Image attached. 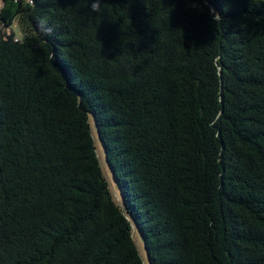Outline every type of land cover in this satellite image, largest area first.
<instances>
[{
  "label": "trees",
  "instance_id": "16d2710c",
  "mask_svg": "<svg viewBox=\"0 0 264 264\" xmlns=\"http://www.w3.org/2000/svg\"><path fill=\"white\" fill-rule=\"evenodd\" d=\"M15 19L0 264H143L132 225L147 264H264V0H10Z\"/></svg>",
  "mask_w": 264,
  "mask_h": 264
},
{
  "label": "rangeland",
  "instance_id": "374dc122",
  "mask_svg": "<svg viewBox=\"0 0 264 264\" xmlns=\"http://www.w3.org/2000/svg\"><path fill=\"white\" fill-rule=\"evenodd\" d=\"M9 4H10V0H0V10L9 6ZM0 31H5L6 33L11 32V33H13V35L16 39H19L21 37V33H20L16 19L12 22L10 27H6V28L3 26L2 22L0 21ZM90 124H91V132H92L93 138H94L96 152H97V155L99 158V162H100L102 171H103L106 179L108 180L109 189H110V192H111L113 199L115 200V202L117 204H120L119 194H118V191L116 188L117 186L115 185L114 181L112 180L111 173L109 174V170H108L107 164H106L105 159H104L103 147H102V144L97 137V132L95 129L94 122L91 120ZM131 233H132V237L136 243V246L138 248V251H139V253H140V255L144 261L143 264H147L146 258H145V251L143 248V243L141 241V238H140L138 231H136V228L133 225H132Z\"/></svg>",
  "mask_w": 264,
  "mask_h": 264
}]
</instances>
